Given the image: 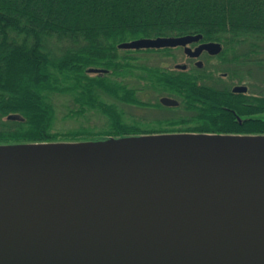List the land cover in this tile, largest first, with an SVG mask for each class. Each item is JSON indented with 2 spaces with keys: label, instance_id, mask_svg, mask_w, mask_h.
Masks as SVG:
<instances>
[{
  "label": "water",
  "instance_id": "95a60500",
  "mask_svg": "<svg viewBox=\"0 0 264 264\" xmlns=\"http://www.w3.org/2000/svg\"><path fill=\"white\" fill-rule=\"evenodd\" d=\"M201 39L142 38L118 49L181 47L191 58L221 53L220 43ZM246 91L245 86L232 90ZM159 102L178 105L168 97ZM165 135L214 141L264 137L168 133L0 148L115 144ZM0 264H264V153L145 149L0 155Z\"/></svg>",
  "mask_w": 264,
  "mask_h": 264
},
{
  "label": "trees",
  "instance_id": "16d2710c",
  "mask_svg": "<svg viewBox=\"0 0 264 264\" xmlns=\"http://www.w3.org/2000/svg\"><path fill=\"white\" fill-rule=\"evenodd\" d=\"M185 35L220 43V63L232 66L225 71L244 74V68L264 64V0H0V145L168 133L264 136L262 92L245 95L219 88V80L209 79L205 69L184 76L138 61L134 66L137 58L118 51L119 44L136 39ZM89 69L113 70L115 78L88 75ZM127 72L144 85L123 82ZM150 91L174 96L180 105L173 109L182 114L149 124L126 121L118 103L169 109L157 100H143ZM102 93L114 103H104ZM56 95L72 96L77 114L94 110L105 124L99 130L56 131ZM10 115L22 120H8Z\"/></svg>",
  "mask_w": 264,
  "mask_h": 264
},
{
  "label": "rangeland",
  "instance_id": "374dc122",
  "mask_svg": "<svg viewBox=\"0 0 264 264\" xmlns=\"http://www.w3.org/2000/svg\"><path fill=\"white\" fill-rule=\"evenodd\" d=\"M120 55L126 57H134L137 58L135 62L131 65H137V61L139 62L138 65L143 66H154V65H168V68L171 70L174 69L175 65H182V64H189L185 54L182 52L181 49L170 50L168 54L162 53H145V52H133L132 50H118ZM209 58V59H208ZM263 58V57H262ZM206 71H213L216 67L220 66L219 71H213L212 74L216 76L219 81H222L223 84H227V87H231L235 84L238 85H246L249 87V92H262L264 94V64L258 65V67L250 66L244 68L245 73L239 74L238 76H231L228 80L220 79V69L224 71L225 65L220 63V59L218 57H205L202 55L200 59ZM260 67V68H259ZM230 68V67H228ZM128 69V68H126ZM218 69V68H216ZM129 70V69H128ZM256 70V71H255ZM249 71V72H248ZM113 70L108 72V78H115L113 76ZM127 74L126 77L122 80L129 86L141 87L144 85V82L138 81L137 79L134 80L131 75L132 72L124 73ZM135 75H142V72H134ZM210 74V73H209ZM93 75V74H88ZM105 75V74H104ZM241 79H244L240 81ZM153 96L149 98V101L154 103L157 97H159V93L153 92ZM101 100L108 104L114 103V101L107 97L105 94H101ZM53 103L56 107V122H55V130L66 132L69 130H74L79 127H86L93 130H99L105 124L104 118L100 113L95 112L94 110L87 109L83 114H77L78 106L74 103L72 96L66 95H56L53 96ZM147 102V101H146ZM120 109L124 111V119L126 121L135 120L138 121L140 124H149L154 120H157L160 116H169V115H181L182 111L177 109H168V110H152V109H144V108H135L132 106L124 105L118 103Z\"/></svg>",
  "mask_w": 264,
  "mask_h": 264
},
{
  "label": "bare ground",
  "instance_id": "6f19581e",
  "mask_svg": "<svg viewBox=\"0 0 264 264\" xmlns=\"http://www.w3.org/2000/svg\"><path fill=\"white\" fill-rule=\"evenodd\" d=\"M224 139L225 141H222ZM211 137L197 135H165L129 139L115 144L101 145H33L24 146L8 151L0 148V155L6 154H47L80 151H100L116 153H135L145 149H184V150H219L246 151L250 153H264V137H222L219 141H212ZM238 140V143L234 141Z\"/></svg>",
  "mask_w": 264,
  "mask_h": 264
},
{
  "label": "flooded vegetation",
  "instance_id": "af4514ba",
  "mask_svg": "<svg viewBox=\"0 0 264 264\" xmlns=\"http://www.w3.org/2000/svg\"><path fill=\"white\" fill-rule=\"evenodd\" d=\"M200 43V42H199ZM199 43L198 44H192V45H190L189 47L193 50L196 46H198L199 45ZM175 49H181L182 50V52L184 53V50H183V48H181V47H178V48H172L171 50H175ZM160 50V49H159ZM133 52H135V51H147V50H132ZM157 51V50H156ZM202 55H204L205 57H217L218 55H215V56H210V55H208L206 52H203L198 58H191V57H189V56H187V55H185L186 56V58H187V60L189 61L188 63L189 64H182V65H175L174 66V69L173 70H171L170 68H168V65H152V66H150V67H159V68H161V69H163L165 72H175L174 74H177V73H181V74H183L184 76H189V75H191V73H193V72H195L196 70L197 71H203L204 69H203V67H204V64H203V62L200 60L201 59V57H202ZM198 61H201L202 62V65H201V67H199L198 65H197V62ZM177 66H185V68H179V67H177ZM223 67H230V68H232V66L231 65H227V66H223ZM216 68H218V69H216ZM213 71H219V68H220V66H218V67H216ZM222 69H220V79H222V80H228L229 78H231V76H234V74H237L236 76H238L239 74H241L240 72H237V73H234L233 75L231 74V73H228L227 71H225V68H224V71H221ZM104 71H106V70H104ZM213 71H206V70H204V75H206L209 79L212 77V78H216V76H214V74H212V72ZM210 73V74H209ZM102 74H107V71L106 72H102ZM219 80V79H218ZM216 84V86H218L219 88H223V87H226V88H229V90L232 92V90H233V88L234 87H236V86H245V87H247V91L245 92V93H242V94H247L248 95V93H249V87L248 86H246V85H238V84H235V85H233V86H231V87H227L228 85L227 84H223L222 83V81H219L218 83H215ZM233 93V92H232ZM153 92H148V93H145V95L143 96V100H149V98L150 97H152L153 95ZM238 94V93H237ZM159 97H157L155 100H157V102L160 104V99L162 98V97H168V98H172V99H174V100H176L177 102H178V105L177 106H174V107H167V106H163V105H161L162 107H164V109L165 108H169V109H173V108H177V107H179V105H180V103H179V101H178V99H176V98H174V96H167V95H158Z\"/></svg>",
  "mask_w": 264,
  "mask_h": 264
}]
</instances>
